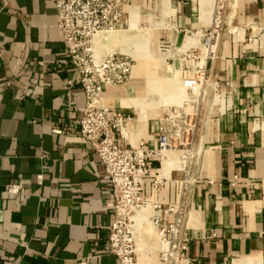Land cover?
I'll list each match as a JSON object with an SVG mask.
<instances>
[{
  "label": "crops",
  "instance_id": "crops-1",
  "mask_svg": "<svg viewBox=\"0 0 264 264\" xmlns=\"http://www.w3.org/2000/svg\"><path fill=\"white\" fill-rule=\"evenodd\" d=\"M216 1L131 0L128 21L130 7L146 12L169 67L149 73L144 61L160 69L162 58L147 51L148 38L139 53L133 30L101 34L139 56L129 83L103 86V99L122 113L121 146H152L161 115L186 95L184 80L205 73L194 157L183 165L167 154V180L157 189L146 181L143 196L181 203L191 264H264V0H222L213 57L187 58L213 25ZM94 46L98 56L107 50ZM84 104L54 0H0V264H119L107 247L110 181L79 134ZM145 223L136 224L142 246Z\"/></svg>",
  "mask_w": 264,
  "mask_h": 264
},
{
  "label": "built area",
  "instance_id": "built-area-1",
  "mask_svg": "<svg viewBox=\"0 0 264 264\" xmlns=\"http://www.w3.org/2000/svg\"><path fill=\"white\" fill-rule=\"evenodd\" d=\"M130 1L54 0L57 26L85 97L79 134L91 146L110 181L114 216L107 247L119 264H147L153 256L158 264H191L193 259L184 256L187 230L181 203L154 202L143 196V189L146 181L157 189L167 180L159 165L166 154L176 153L183 165L189 162L197 117L205 98L206 76L197 70L195 78L184 80L185 98L161 115L154 145L141 140L121 146L117 137L123 116L105 105L102 89L105 85L125 84L130 79L134 59L117 51L98 56L93 39L99 32L123 29L129 23ZM222 9V0H217L213 25L204 31L200 47L187 52L188 58L213 57ZM19 189V184H12L8 191L16 193ZM147 208L155 212L151 225L158 246L154 250L137 240L136 215Z\"/></svg>",
  "mask_w": 264,
  "mask_h": 264
},
{
  "label": "rangeland",
  "instance_id": "rangeland-1",
  "mask_svg": "<svg viewBox=\"0 0 264 264\" xmlns=\"http://www.w3.org/2000/svg\"><path fill=\"white\" fill-rule=\"evenodd\" d=\"M138 20H136L137 21V25H136V28H134V32H133V34L132 35H128V36H134V37H137L138 39V41H135L134 39H132V41L134 40V43H135V45H137L136 46V49H137V51L139 52V53H141V54H144V52H145V50H144V44H146V42H144V39L145 38H148L149 40H148V43H147V51L148 52H151V54H153V57L154 58H162V61H163V64H161L160 65V69H159V66H158V68H153L152 66H151V64H149V61H144V63H148L147 64V66H148V69H149V73H152V71H154L156 74H165V69H166V66L167 67H169L168 65V63L165 61V59L163 60V56L165 57L166 56V54L164 53V50H162V49H160V47H159V42H158V38H159V34L157 33V29H155V30H152L150 27H149V24H150V20H151V22L153 21L152 19H148V17H147V15H146V12L145 11H141V12H139L138 11ZM132 18V17H131ZM157 20V19H156ZM155 19H154V21H156ZM129 27V23L123 28V30L124 29H127ZM150 29V30H149ZM148 30H149V32L150 33H152V34H150V33H146V32H148ZM150 34V35H149ZM128 39V38H127ZM161 40V39H160ZM128 42H130V41H128ZM125 46H128V43H125L124 44V47ZM129 46H130V49H125V50H123L124 52H127V53H130L131 55H133V56H135V57H139L138 56V53H136L134 50H132L131 49V44H129ZM128 46V47H129ZM133 47V46H132ZM117 48V47H116ZM120 49V48H119ZM107 51V50H106ZM117 52H119V51H117ZM105 53H107V52H105ZM125 54V53H124ZM146 57V56H145ZM185 58H186V56H185ZM188 58V57H187ZM140 59V58H139ZM147 59H149V58H147ZM151 59V58H150ZM139 60L137 59V62H138ZM137 62L134 60V65H137ZM139 63V62H138ZM135 68H137V67H135ZM146 74H147V71L145 72ZM129 81H130V79L125 83V84H122V86H126L128 83H129ZM178 86H179V84H178ZM175 91H176V89H175ZM142 92V91H141ZM122 114V113H121ZM159 115H160V113H159ZM159 115L157 116V118L159 117ZM131 117H135V115L134 114H131ZM169 154H171L172 156L174 155V154H176V153H173V152H170V153H168V155ZM167 155V154H166ZM165 157V156H164ZM194 157V154H193V150H192V155H191V157H190V159H192ZM189 159V160H190ZM146 211H147V216H146V218H142V219H139V220H143V221H145V222H148V224L147 225H149V226H152L151 225V218H149V221H148V217H149V214H151L150 212H151V210H150V208H147V209H145ZM140 217V216H139ZM138 218V217H137ZM138 220V219H137ZM141 222V221H140ZM146 225V226H147ZM146 226H144V227H146ZM143 227V228H144ZM155 232L153 231L152 232V234H154ZM152 237H154V236H152ZM152 237H151V239H152ZM153 240V239H152ZM156 239L154 238V241H155ZM157 241V240H156ZM155 241V242H156ZM157 244H158V242H156ZM148 244V245H147ZM145 245H147V246H150L149 245V241H146L145 242Z\"/></svg>",
  "mask_w": 264,
  "mask_h": 264
},
{
  "label": "bare ground",
  "instance_id": "bare-ground-1",
  "mask_svg": "<svg viewBox=\"0 0 264 264\" xmlns=\"http://www.w3.org/2000/svg\"><path fill=\"white\" fill-rule=\"evenodd\" d=\"M129 15L131 16V17H133V19L131 20V22H129V27L127 28V29H116V30H113V31H103V32H99L98 34H96L95 36H94V39H93V41H94V44H99V43H102V45L104 46H106L107 47V51H105V52H112V51H119V52H121V53H125V54H127L128 56H130L132 59H134L135 61H137V59H136V57L135 56H133V55H131L130 53H127V52H124L123 50H121V49H119V48H116V47H114V46H107L106 44V42L104 41V40H102L100 37H101V34H105L106 36H107V38H108V41L109 40H111V38H116V36L117 35H121V34H127V33H129L130 31H134V28H136V23H137V16H138V9L136 8V7H130L129 8ZM139 17V16H138ZM133 31L131 32V34H133ZM118 37V36H117ZM135 67H136V65H134V67H133V69H132V72H131V76H130V79L133 77V73H134V70H135ZM185 98V97H184ZM183 98V99H184ZM182 99V100H183ZM181 100V101H182ZM181 103V102H180ZM179 103V104H180ZM127 124V123H126ZM147 211L144 209V210H142V211H140V212H138L137 213V215H136V217H138L137 219H142V218H146V216H147ZM140 216V217H139ZM148 224V222L147 223H145L144 225H143V227L144 226H146ZM155 232L154 234H152V232ZM141 232H142V235H143V239H144V241L146 242V241H149V245L150 246H148V248H150L151 250H154L155 248H157V246H158V244L154 241V238L156 239V231H155V229L153 228V226H149V225H147L146 227H144V228H142L141 229ZM152 236H154V237H152ZM151 237H152V239H151ZM148 245V244H147ZM146 245V246H147Z\"/></svg>",
  "mask_w": 264,
  "mask_h": 264
}]
</instances>
